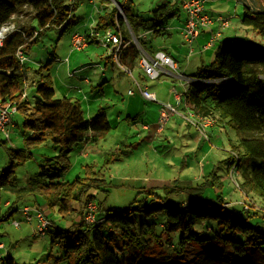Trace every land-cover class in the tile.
<instances>
[{
	"label": "trees",
	"instance_id": "trees-1",
	"mask_svg": "<svg viewBox=\"0 0 264 264\" xmlns=\"http://www.w3.org/2000/svg\"><path fill=\"white\" fill-rule=\"evenodd\" d=\"M116 1L110 11L97 16L94 32L102 30L105 33L110 29L120 33L124 43L129 41L121 49L119 59L122 65L133 69L139 50L130 41L129 28L137 34V28L145 19L153 20L152 24L156 25V19L173 13L175 5L170 2L158 4L155 12L162 11L161 14L152 12L149 18L138 14L132 0ZM76 5L77 0H0V27L8 23L15 25L0 45V103L16 106L15 113L22 116L23 127L30 130V134L22 138L24 145L21 147L0 141L8 157V165L0 169V191L5 190L14 198L7 204L8 211L0 212V222L11 216L18 202L24 206L36 205L44 214L50 209L64 218L74 215V228L61 229L45 214L51 222L45 233L54 227L52 242L59 239L73 264H141L147 249L154 244L162 247L166 241L173 245L176 239L173 248L184 249L198 239L204 226L205 231L220 239L234 253L244 254L249 249L260 251L257 239L264 237V225L261 224L264 222V79L261 78L264 75V43L247 37L220 39L213 60L194 73L203 80L195 81L186 97L189 110L196 115L211 119L215 125H230L236 129L240 139L231 146L236 156L229 159L228 172L234 169L240 176L241 181L236 180V187L247 200L225 206L230 201L217 192L224 185L215 179L216 175L195 185L202 186L200 189L195 188L193 181L189 185L183 181L180 187H165L166 194L156 195L160 203L154 206L131 203L121 210H114L105 208L104 200L97 202L96 222L86 223V204L96 197L90 193L91 188L104 189L109 184L103 178V168L95 169L94 164H86L84 175L73 180L59 179V173L71 167L70 152L76 144L81 145L94 135L99 137L109 132L111 122L103 107L88 118L79 99L56 97L48 64L35 69L29 59L21 61L18 56L21 51L28 58L27 53L42 41L46 29H68ZM20 15H30L29 21L19 20ZM244 19L264 38V8L246 6ZM35 32L38 33L34 36ZM82 34L88 44L96 39L91 33ZM29 74L37 77L35 89L39 95L31 108L26 92ZM47 142L57 145L55 154L46 157L42 164V169L50 172L49 180L17 182L15 168L33 159V149ZM206 186L216 188L215 197L206 196L209 189ZM140 192L152 193L148 190ZM240 212L246 216L240 217ZM136 213L147 217L162 214L163 221L138 224L132 218ZM249 218L255 222L249 223ZM13 263L10 255L2 262Z\"/></svg>",
	"mask_w": 264,
	"mask_h": 264
},
{
	"label": "rangeland",
	"instance_id": "rangeland-1",
	"mask_svg": "<svg viewBox=\"0 0 264 264\" xmlns=\"http://www.w3.org/2000/svg\"><path fill=\"white\" fill-rule=\"evenodd\" d=\"M150 1L132 0L133 8L151 18L152 13L148 10ZM166 1L153 0L151 8ZM111 2L115 4L114 1L111 0ZM208 5H210L211 11L220 10L223 11V14H227L238 7L241 11H245V7L240 2L238 3V0H211ZM85 8L84 6L83 8L78 7V9H75L74 16L76 21L65 31L54 28L46 29L42 41L33 45L27 53L29 56L28 62L33 68L36 69L39 65L48 64L49 73H52L53 76H58L62 83H80L79 79H71L68 76V67L76 68L82 66L83 63L96 62L98 60L97 55H105V50L102 49L103 45L101 43L97 45L98 48L90 45V48L85 51L71 50L70 34L74 29H79L77 31L81 33L85 29L83 24L86 21L82 17L87 18L89 16V13H85ZM29 18L30 15H20L18 17L19 20L25 22H28ZM148 23L152 24L153 20H148ZM232 25L235 26L234 20ZM37 33L35 32L34 36ZM241 35V38L247 37L254 42L264 43V38L252 28L247 29ZM97 37L102 39V35H97ZM155 39H158V41L155 42ZM159 41H163V36H154L152 45L157 46L156 44ZM133 43L137 46L136 42ZM67 58L70 60L69 63L65 61ZM196 58L199 60V55H195L192 58L186 56V63L189 64L190 62L188 68V65H186V75L196 73L198 69L195 63ZM117 70L113 69L111 72H107L109 79L112 76L111 81L114 86L118 84L120 79ZM101 72L100 68L86 70L90 78H93L94 75L97 76L95 81H98ZM138 72V70L134 71V76L139 77ZM161 78L167 82H170L171 79L167 75H163ZM261 78L264 79V75ZM147 80L151 83L152 90L159 87L166 89L159 83V80H153L149 77ZM54 86L57 87L56 96L58 97L60 95V87L55 81ZM85 88L87 87L85 86ZM86 91L87 89L85 93L88 92ZM179 91L181 90L179 89ZM26 92L31 108L39 99V95L36 93L34 86H28ZM119 92L122 94L127 93L126 88H120ZM78 95L76 90L70 94L72 97L83 98L82 95ZM143 103L144 101L137 103L136 109L131 113L129 119L126 116L128 115L127 110L121 108L120 102L118 106L110 104L107 108V113L113 125L112 128L109 132L97 137L96 141L90 143L87 148L90 153L88 158H86L84 153H76L80 147L79 144H76L70 152L71 167L67 171L59 173V179L73 180L77 176L84 175L86 164H94L95 169L103 168L102 171L105 174L103 178L109 184L104 189L91 188L90 193L96 195L92 201L97 205V202L104 200L105 208L112 207L114 210H121L131 203L134 206L140 204L157 205L160 203V199L156 195L164 196L166 194L165 187H180L183 181H186V185L193 181L195 186L198 183H203L201 181L210 180L211 177L216 175L215 179L220 180L224 185V188L222 190L218 189L217 192H221L224 198L231 202L225 206L237 201L247 200V197L243 195L234 183L236 180L238 182L241 181L240 176H230V172H228L229 159H233L232 156H236L232 152L231 146L239 143L240 139L234 126H220L219 124L214 126V124L206 128L210 133L208 140L194 125L185 119L183 115H187V110L179 108V114L170 115V119L163 125L162 133H156L155 124L151 126L152 130L148 132L142 128L141 122L144 119L150 124L153 123V120H155L153 112L158 108V103L147 101ZM146 106H149L150 112H146V115H144L143 109ZM93 113L94 110L91 111V114ZM134 113L136 114L134 115ZM13 120L16 125L8 127L9 137H6L0 131V141H5L8 146L21 147L24 145L22 138L28 136L30 130L23 127L20 114H15ZM55 149H57V145L52 142H47L33 149L34 158L15 168V180L17 182H47L50 178V172H45L42 169V164H44L46 157H51L55 154ZM7 165L8 157L4 146L0 144V169ZM51 166L55 167L54 165ZM201 187L195 186V188L199 189ZM205 188H209L205 193L206 196L211 194L215 197L217 194L216 188L213 189L211 186H206ZM142 190H148L152 193L140 192ZM13 199L9 192L0 191L1 214H5L8 211V206L5 205V202L9 200L12 203ZM22 207V203H15L16 210L12 211L11 216L7 220L0 222V242L5 247L0 249L2 255L0 264H2L7 255L13 257V264H73V261H69L65 255V248L59 244V239L57 238L56 242H52L54 227L50 228V232L40 234L37 231V225L34 226L35 221L25 220L21 212ZM97 209L98 206L95 214H97ZM85 212H87L86 208ZM45 214L54 222L56 227L69 229L72 226L74 228L72 219L74 215L64 218L56 210L50 209H46ZM240 214V217L246 216L243 212H240ZM132 218L138 224L163 221L162 214H151L147 217L144 214L136 213ZM14 221H18L20 225H14ZM248 222L252 224L255 220L249 218ZM261 224L264 225V222ZM212 225L215 226L214 224ZM206 229L204 226L198 239L184 249H179L180 247L178 246L173 248L177 244L176 239L173 245L172 243L168 244L166 241L163 242L164 246L162 247L154 244L147 249V256L143 258L141 264H264V237L257 239L260 243L259 249L262 254L258 249H253V251L249 249L250 251L244 254H238L219 241L220 239H216L214 235L205 231ZM223 236H227V234H223Z\"/></svg>",
	"mask_w": 264,
	"mask_h": 264
},
{
	"label": "crops",
	"instance_id": "crops-1",
	"mask_svg": "<svg viewBox=\"0 0 264 264\" xmlns=\"http://www.w3.org/2000/svg\"><path fill=\"white\" fill-rule=\"evenodd\" d=\"M112 1H114L115 4H117L116 0H112ZM166 2H170V4L174 3L175 5L173 13H170L171 15L169 14L167 16H163V18L159 20L157 18L156 25L148 23V21H146L145 19L144 24L140 25L137 28L138 29L137 34H134L129 28V32L131 36L130 41H132V43L136 42L137 44L136 47L139 50V58L137 61V65L133 69L127 68L124 64L122 65L123 67H120L118 64H116L113 58L111 57V53L108 45L103 44V42H101L100 39H98L99 37H97L94 41L91 40V42L87 45V47L82 49L81 51L87 50L88 48H90V45H94L95 48H98L97 45L101 43V45H103L102 49L105 50V55L103 54L97 55L98 60L96 62L91 61L88 63H83L82 66L76 68H71L70 66L68 67V71H69L68 76L71 79H75V78L79 79L80 83L72 82L68 84L67 82V84H65L59 80L58 76H53L52 73H51L52 75L50 74L53 78V86L55 81L56 84L60 87V91H59L60 95H58V97H64V96L72 97L70 96L71 92L76 90L79 95L83 96V98L82 99H79L78 97H72V98L80 100L82 104V108L84 109V113L88 118L91 117L99 108L103 107L107 113V108L110 106V104H114L118 106L120 102L121 108L127 110L128 115L126 116L127 119H129L131 117V113L135 111L137 103H141L142 101H144V103L145 101L154 102L147 100L141 96V94L138 92L136 88V81H137L142 85H146L150 89V91L154 92L157 101L159 100L164 104L169 103L173 106H176L177 109L183 108L184 110H187L188 113L190 110L187 105L188 103L186 101L187 93L189 92V89L192 86H194L195 81L197 80L199 81L203 79H199L195 77L194 74L186 75V65H188L187 68L190 66V62L189 64H187L185 61L186 56L187 57L190 56V58H192L195 55H199V60L197 58L195 60L197 68L199 69L201 66L207 65L213 60L216 46L220 41V39L228 38V37H234V38L242 37L241 34H244L247 31V29L250 28L248 24H246L248 21L244 19V11H241L239 7L234 8L233 11H229V13L227 14H223V11L220 10L211 11L210 5H208V3L211 2V0H206L205 10L213 18L214 22L210 24L209 27L203 28L199 36L190 45L184 41L182 35V29L186 17V14L182 7L183 0H167ZM239 2L241 3V5L243 4L244 7L249 6L251 8H264V0H238V3ZM152 4H153V0L150 1V4L148 6L150 8L148 10L151 11V13L153 12L154 15L161 14L162 11L155 12V8L157 7L158 4L155 7L151 8ZM113 5L114 4H112L111 0H82V1L77 0V5L75 6V9H78V7L83 8L85 6L86 7L85 13L86 12L87 14L89 13V16L87 18H85L84 16L82 17L83 20L86 21V23L83 24V26H85V29L82 30V33L89 34L91 32L96 31L94 26L97 16L99 14H104L105 12L110 11ZM74 12L73 15L70 17L71 25L76 21ZM138 14H141L145 17V15L140 12H138ZM219 17L229 18V26L226 28H222L220 22L218 21ZM233 20L235 21V26L232 25ZM52 28L58 29V27L57 28L52 27ZM101 31L102 30H100V32L98 33L99 35H102L104 33ZM217 33H220V35L217 36ZM71 34H70V38H71ZM160 35L163 36V41L162 42L159 41L156 44L157 46H153L152 40L154 36H160ZM157 41L158 39H155V42ZM127 44H129V41L125 43V45ZM70 46H71V42H70ZM158 51H164L175 61L177 66L176 69H173L168 65H162L161 74L159 78L153 79V80H159V83L163 86V88H166L165 90L161 89V87L153 90L151 89V83L147 80L149 76L145 74L139 62V59L142 57V55L153 57L154 54ZM65 61L67 63L70 62L69 58H67ZM95 68H100L102 71L100 77L98 78V81H95L97 78L96 75H94L93 78H90L89 75L86 73L87 69H95ZM113 69H118L117 72L119 73V78H120L118 84L115 86L112 85V81H111L112 76L110 77V79L107 77L108 76L107 72H111ZM136 70L139 71L138 72L139 77L134 76V71ZM163 75H167L168 77H170L171 78L170 82L169 81L167 82L165 79H162L161 77ZM28 77L30 78L27 87L28 86L35 87V83L37 82V77L34 76V74H29ZM123 77L124 80L122 81ZM85 86L87 88H85ZM56 88L57 87L54 86L55 95L57 92ZM120 88H126L127 93L122 94L121 92H119ZM86 89L88 91V92L86 91L87 93H85ZM131 89L133 90V93H129V90ZM174 89L180 92L181 94L180 101H178V99L176 98ZM179 89L181 91H179ZM159 101L156 102L158 103L157 104L158 108L153 112L155 117L153 123L150 124L144 121V119L141 122L142 128L148 132L152 130L151 126L155 124L156 133L158 134L162 133L163 131V129L159 128V118H160V109H161V103ZM148 107L149 106H146L143 109L144 115H146V112L147 113L150 112ZM92 110H94L93 114H91ZM15 114L12 115L11 123L8 125L9 128L16 125L13 123L14 121L13 118ZM135 114L136 113H134V115ZM175 114H179V113H175ZM213 125H214V121L211 126ZM96 137L97 136L94 135L92 139L83 142L80 145V147L77 149L76 153L77 154L84 153L86 155V158H88L90 156V153L87 151V148L90 146L91 142L96 141L94 140L96 139ZM8 203L9 200L5 202V205H7ZM30 207L34 209L38 208L36 205L34 206L30 205ZM32 221H35L34 226H36L38 222L37 219L34 218ZM4 248L5 247L0 249H4Z\"/></svg>",
	"mask_w": 264,
	"mask_h": 264
},
{
	"label": "built area",
	"instance_id": "built-area-1",
	"mask_svg": "<svg viewBox=\"0 0 264 264\" xmlns=\"http://www.w3.org/2000/svg\"><path fill=\"white\" fill-rule=\"evenodd\" d=\"M183 10L186 14L184 26L182 29V35L183 39L186 43L192 44L193 41L199 36L201 30L203 28L209 27L210 24L214 22L213 18L206 12V0H183L182 2ZM218 21L220 22V25L222 28H226L229 26V18L225 17H219ZM15 29L14 23H8L6 25H3L0 27V45L2 44L3 39ZM92 36L99 35L96 32H91ZM220 35V33H217V36ZM100 38V37H99ZM103 44L108 45L111 56L116 64H118L120 67H123L120 59H119V53L121 52V49L125 46V43L122 39V36L120 33H114L110 29L106 30L105 33L102 34V39H100ZM71 42V50H82L87 47V38L84 34L75 31L71 34L70 38ZM18 56L21 61H27L28 58L23 55L21 51L18 52ZM140 65L143 68L145 74L149 76L152 79L159 78L161 74V66L162 65H168L169 67L176 69V63L175 61L167 55L164 51H158L154 54L153 57H149L147 55H142V57L139 59ZM136 88L138 92L141 94L142 97H144L147 100L158 102L156 95L154 92L150 91V89L146 85H142L139 82L136 81ZM129 93H133V90H129ZM174 93L178 101H180V92H178L176 89H174ZM26 95V92H24L23 96ZM16 111V106L11 104H2L0 103V131L3 132V134L6 137H9V128L8 125L11 123L12 115ZM178 113V109L176 106H173L169 103H161V109H160V118H159V128L163 129L164 124L168 121L170 115ZM185 119H187L188 122H190L192 125H194L199 132H201L208 140H209V132L206 130L209 126L213 124V121L209 118H204L196 115L192 111H189L187 115H183ZM237 172L234 169H231L230 176L236 175ZM234 183L237 185V182L234 181ZM97 205L93 201L87 202L86 205V214H85V220L86 222H96L95 218V211H96ZM22 214L25 217V220L32 221L34 218L37 219V231L40 234H45L47 228L51 225L50 220L46 217V215L43 213L41 209H34L31 208L28 205H25L22 207L21 210ZM14 225L19 226L18 221H14ZM4 244L0 242V248H3Z\"/></svg>",
	"mask_w": 264,
	"mask_h": 264
},
{
	"label": "bare ground",
	"instance_id": "bare-ground-1",
	"mask_svg": "<svg viewBox=\"0 0 264 264\" xmlns=\"http://www.w3.org/2000/svg\"><path fill=\"white\" fill-rule=\"evenodd\" d=\"M2 33V32H1ZM1 33H0V37H1Z\"/></svg>",
	"mask_w": 264,
	"mask_h": 264
}]
</instances>
